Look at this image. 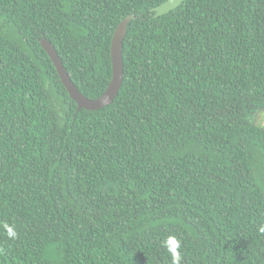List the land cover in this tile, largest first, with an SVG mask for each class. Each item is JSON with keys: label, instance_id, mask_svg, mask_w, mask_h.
<instances>
[{"label": "trees", "instance_id": "obj_1", "mask_svg": "<svg viewBox=\"0 0 264 264\" xmlns=\"http://www.w3.org/2000/svg\"><path fill=\"white\" fill-rule=\"evenodd\" d=\"M167 1L0 0V264H264V0Z\"/></svg>", "mask_w": 264, "mask_h": 264}, {"label": "water", "instance_id": "obj_2", "mask_svg": "<svg viewBox=\"0 0 264 264\" xmlns=\"http://www.w3.org/2000/svg\"><path fill=\"white\" fill-rule=\"evenodd\" d=\"M187 0H168L164 4L154 9L155 18L167 15L177 10ZM135 19L134 16H129L121 22L115 31L111 55H112V68L113 77L112 81L105 91V93L96 100H91L85 97L72 82L69 74L67 73L64 65L52 44L47 40L41 41V46L52 60L60 78L61 82L67 89L70 98L78 105V111L87 110L92 112L100 111L114 103L124 83V70H123V46L127 34L129 24Z\"/></svg>", "mask_w": 264, "mask_h": 264}, {"label": "clouds", "instance_id": "obj_3", "mask_svg": "<svg viewBox=\"0 0 264 264\" xmlns=\"http://www.w3.org/2000/svg\"><path fill=\"white\" fill-rule=\"evenodd\" d=\"M259 231L261 233H264V226H261L259 228ZM8 236L11 238H14L16 236V233L12 228H8ZM170 240H172V247L169 249L170 255L172 257V264H181L182 257L180 252L178 251V248L180 246L179 242L176 241L174 237H170Z\"/></svg>", "mask_w": 264, "mask_h": 264}, {"label": "rangeland", "instance_id": "obj_4", "mask_svg": "<svg viewBox=\"0 0 264 264\" xmlns=\"http://www.w3.org/2000/svg\"><path fill=\"white\" fill-rule=\"evenodd\" d=\"M250 121H252L255 125L264 127V109L254 112L250 116Z\"/></svg>", "mask_w": 264, "mask_h": 264}]
</instances>
